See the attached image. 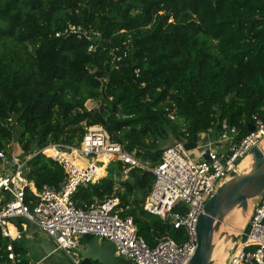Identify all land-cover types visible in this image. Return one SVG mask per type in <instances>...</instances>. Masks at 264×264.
Instances as JSON below:
<instances>
[{"label": "trees", "instance_id": "trees-1", "mask_svg": "<svg viewBox=\"0 0 264 264\" xmlns=\"http://www.w3.org/2000/svg\"><path fill=\"white\" fill-rule=\"evenodd\" d=\"M69 25L99 31L98 48L90 53L88 41L56 37ZM126 48L129 56L116 67L111 50ZM89 99L102 100L101 107L88 111ZM253 115L264 120V0H0V150L11 143L13 125L26 156L51 144L79 146L86 127L100 125L156 165L161 140L193 139L222 120L245 135ZM124 170L110 163L74 201L116 196L121 215L134 219L150 246L164 235L181 243L183 229L143 208L154 175L134 168L123 180ZM26 173L38 189L59 187L65 177L43 153L28 160ZM13 221L22 230L23 219ZM9 242L0 233V264H13ZM14 246L23 255L18 241Z\"/></svg>", "mask_w": 264, "mask_h": 264}, {"label": "built area", "instance_id": "built-area-1", "mask_svg": "<svg viewBox=\"0 0 264 264\" xmlns=\"http://www.w3.org/2000/svg\"><path fill=\"white\" fill-rule=\"evenodd\" d=\"M55 35L88 41L90 53L98 48L102 39L99 31L83 25H69ZM111 54L119 67L117 63L129 56L130 49L126 48L121 54L111 50ZM135 73L139 75V70ZM101 104L100 99H89L85 108L95 111ZM169 117L177 119L174 113ZM249 124L255 126L254 132L249 131ZM249 124L245 125L248 134L243 135L226 120L213 123L212 128L198 135V146L194 150H199V155H192L193 150L186 149L185 145L192 139L185 133L165 147L156 165L128 152L125 144L114 141L100 125L86 127L80 148L51 144L25 159L9 157L5 150H0V233L10 240L6 248L8 259L13 264L23 260L14 246V242L21 239L22 231L13 221L23 219V226L38 227L54 240L57 251H65L73 258L74 251L81 249L80 238L90 236L114 243L116 255L131 259L134 264H188L198 246L196 226L205 203L230 179L232 172H240L242 161L264 137L263 119L253 115ZM211 134L214 136L210 137ZM50 147L58 154H47L45 151ZM38 153L53 158L62 166L65 177L59 187L45 185L38 189L34 181L28 179L27 162ZM205 154L209 155L208 160L204 159ZM115 161L124 165V177L134 168L154 175L153 187L143 208L175 229H183L181 243L164 235L156 238L154 247L150 246L138 236L134 219L121 215L116 196L77 205L74 195L78 190L99 182L107 175L109 164ZM27 191L32 193L29 200ZM246 228L240 231L241 239L228 251L225 264H264V193L251 207ZM28 264H44V261Z\"/></svg>", "mask_w": 264, "mask_h": 264}, {"label": "water", "instance_id": "water-1", "mask_svg": "<svg viewBox=\"0 0 264 264\" xmlns=\"http://www.w3.org/2000/svg\"><path fill=\"white\" fill-rule=\"evenodd\" d=\"M248 129L254 132L255 126L249 124ZM165 144L166 142L161 140L159 145L163 147ZM197 146L198 135H195L191 142L185 145L187 150H194ZM250 154L252 155L251 168L246 172H232L230 179L218 187L205 203L196 226L198 246L188 264H215L214 252L217 240L223 233L222 227L226 224L227 218L239 209L251 213L249 201L257 202L262 197L264 193V151L260 146H255ZM204 159L208 160L209 155L205 154ZM226 234L228 235L227 232L222 235ZM230 237L232 242L236 243L241 239V234ZM80 254L83 260H90L93 264H134L131 259L116 255L114 243L107 242L103 245L97 237L86 241L84 245L81 244Z\"/></svg>", "mask_w": 264, "mask_h": 264}, {"label": "rangeland", "instance_id": "rangeland-1", "mask_svg": "<svg viewBox=\"0 0 264 264\" xmlns=\"http://www.w3.org/2000/svg\"><path fill=\"white\" fill-rule=\"evenodd\" d=\"M12 129H13V132H14V136H13V139H12L11 143L8 145L7 149L5 150V153L9 157H18V158L25 159L28 156L25 155L23 147L18 143L17 132H16L17 131V126L13 125ZM203 138H204L203 135H201V139H203ZM174 141L175 140L171 139L167 144H165V147L173 144ZM53 151L54 152H58L57 150H55L52 147L48 148L45 152L47 154L53 155L52 154ZM191 154L192 155H199L200 151L199 150H193V151H191ZM247 161L248 162H246V164H245L246 168L249 167L252 164V162L250 163L249 159ZM101 165L99 164V166H101ZM246 168H244V169H246ZM129 174L130 173H128V176H129ZM122 176H123V180H127L128 179V176L124 177L123 173H122ZM121 191H123V189H121ZM143 194L144 193H143L142 190H138V191L135 192V196L134 197H136L138 199H141L143 197ZM254 204L255 203L250 205V207H252ZM249 214H250L249 211L246 213V212H243L242 209L236 210L234 213H232L227 218L226 224L223 225V227H222V232L226 233L225 231H227L228 226H230L231 228H229V230L231 232H237L238 231L240 233V231L244 230L246 228V226H247ZM235 218H244V222H243V225L241 226V228H238V229L236 228L235 229L233 227V220ZM222 234H221V237L217 240L216 251H215V254H214L215 264H220V262H221V264H223L224 260L227 258V252L231 249V247L234 244L232 242V240H231V237H230L231 235H229V234L228 235L227 234L226 235H222ZM19 242H20L21 247H22V249L24 251L23 258H25L26 260H30V259H33V258H35V259L38 258L36 256L37 247H36L35 244H33L32 242L27 240L25 237H23V239L20 240ZM74 252H75L74 253V258L76 260H81L82 257H81L80 252H78V251H74ZM74 258L71 255H69L67 252H65V251H58V252H56L53 255V257L51 259L45 260L44 264H76Z\"/></svg>", "mask_w": 264, "mask_h": 264}, {"label": "crops", "instance_id": "crops-1", "mask_svg": "<svg viewBox=\"0 0 264 264\" xmlns=\"http://www.w3.org/2000/svg\"><path fill=\"white\" fill-rule=\"evenodd\" d=\"M214 135L211 134L210 137H213ZM16 224V223H15ZM22 237L20 240L23 239V237H25L27 240H29L30 242H32L33 244L36 245L37 250H36V256L38 258H33L28 260L29 262H37L40 260H43L45 262V260L47 259H51L53 257V255L58 252L56 249V245L53 239L47 237L38 227L33 226V225H22ZM18 240V242L20 241ZM101 243L104 245L105 241L100 240ZM86 242L85 237L80 238V243L82 245H84V243ZM20 244V242H19ZM21 245V244H20ZM80 252V251H79ZM23 256V255H22ZM23 258V257H22ZM25 259V258H23ZM26 260V259H25ZM83 259L81 260H76L75 262L76 264L80 263ZM226 259L224 260L223 264H225ZM221 264V262H220Z\"/></svg>", "mask_w": 264, "mask_h": 264}, {"label": "bare ground", "instance_id": "bare-ground-1", "mask_svg": "<svg viewBox=\"0 0 264 264\" xmlns=\"http://www.w3.org/2000/svg\"><path fill=\"white\" fill-rule=\"evenodd\" d=\"M259 146H260V148L264 151V137L261 139V141H260V143H259ZM53 155H57L58 154V152H54L53 151V153H52ZM250 160V163L252 162V155H249V156H247L243 161H242V163H241V165H240V172H246L247 170H249L250 168H251V165L249 166V167H247L246 168V162H248L247 160ZM81 164V163H80ZM100 164H102V163H100ZM248 164V163H247ZM82 165H83V162H82ZM101 167H103V164L101 165ZM244 168H246V169H244ZM253 203H256V201L255 200H251V201H249V205H252ZM243 222H244V218H235L234 220H233V227L236 229H238V228H241V226L243 225ZM228 226V225H227ZM232 226V225H231ZM229 228H231L230 226H228V229H227V231H225V232H227L229 235H235V234H238L239 232L237 231V232H231L230 230H229ZM217 246V245H216ZM215 251H216V249H215ZM214 254H215V252H214Z\"/></svg>", "mask_w": 264, "mask_h": 264}]
</instances>
